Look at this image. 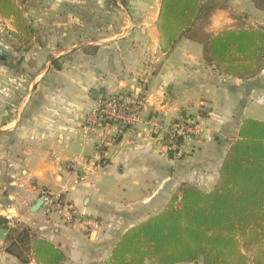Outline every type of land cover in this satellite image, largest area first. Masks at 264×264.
<instances>
[{"label":"crops","instance_id":"obj_1","mask_svg":"<svg viewBox=\"0 0 264 264\" xmlns=\"http://www.w3.org/2000/svg\"><path fill=\"white\" fill-rule=\"evenodd\" d=\"M159 2L24 0L30 32L14 29L12 18L0 23L26 33L22 75L5 78L13 111L0 112V223H23L52 242L65 254L60 264L106 260L120 236L161 211L182 183L210 190L241 121H264V67L248 78L220 74L204 61L202 44L184 37L163 52ZM117 92L145 95L139 120L86 132L98 96ZM149 117L191 118L202 130L177 156L166 135L147 127ZM43 189L97 218L99 228L64 223L42 205L31 212ZM7 246L0 242V264H37L28 249L17 256Z\"/></svg>","mask_w":264,"mask_h":264},{"label":"trees","instance_id":"obj_2","mask_svg":"<svg viewBox=\"0 0 264 264\" xmlns=\"http://www.w3.org/2000/svg\"><path fill=\"white\" fill-rule=\"evenodd\" d=\"M250 1L264 11V0ZM23 3L0 0V17L12 18L18 30L28 33ZM213 9L200 0H161L157 20L161 50L173 48L197 19L207 18ZM186 38L202 44L204 61L220 74L248 78L264 67V26L224 28ZM0 227L7 229L4 242L10 253L19 256L28 249L37 264H60L65 259L61 249L23 223ZM241 247H252L254 264H264V121L250 117L241 121L210 190L182 183L161 211L120 236L106 260L87 264H184L199 259L202 264H249Z\"/></svg>","mask_w":264,"mask_h":264},{"label":"built area","instance_id":"obj_3","mask_svg":"<svg viewBox=\"0 0 264 264\" xmlns=\"http://www.w3.org/2000/svg\"><path fill=\"white\" fill-rule=\"evenodd\" d=\"M146 97L143 93H109L99 95L94 109H92L85 121L86 132L97 127H108L112 124L132 125L139 120V112L144 106ZM147 127L154 133H162L167 136L169 149L176 155H181V144L192 136H198L202 130L198 121L191 118L177 119L171 123H164L160 118L149 117L145 120ZM101 161L100 157L96 158ZM105 164V162H102ZM76 161L68 163L74 167ZM44 213L55 214L64 223L81 225L86 231H96L100 221L91 216L80 214L76 211L70 201L65 200L61 194H49L43 192L41 195Z\"/></svg>","mask_w":264,"mask_h":264},{"label":"rangeland","instance_id":"obj_4","mask_svg":"<svg viewBox=\"0 0 264 264\" xmlns=\"http://www.w3.org/2000/svg\"><path fill=\"white\" fill-rule=\"evenodd\" d=\"M21 0H18L20 2ZM161 1V0H160ZM201 3H208L213 5L214 9L209 13L207 18L201 17L197 19L192 28L183 34L184 38L188 35H196L198 38L208 36L219 32L224 28H240V27H257L264 26V11L257 10L255 7H248L244 0H200ZM250 1V0H249ZM251 2V1H250ZM160 3V2H159ZM27 9L24 8V11ZM3 18L0 23L4 24ZM7 19V18H5ZM14 29H17L16 21L12 22ZM16 25V26H15ZM0 28H2L0 26ZM0 34V112L13 111L12 106H9L6 101V86L5 78L7 75L16 76L22 75V39L26 34H11L7 27H3ZM15 33V32H14ZM186 36V37H185ZM181 38V37H180ZM17 62L16 64H14ZM3 77V80L1 78ZM22 91V88H21ZM22 92H19V100L22 98ZM18 98V97H17ZM16 99H14L15 101ZM18 100V101H19ZM18 166V168L22 167ZM17 177L22 176L21 172H16ZM10 177V175H9ZM42 192H49V194H56L53 191L43 189ZM62 195V194H61ZM65 198V197H63ZM66 200V199H65ZM242 244L240 240V245ZM241 250L248 256L249 264L253 262V248ZM189 264H202L201 260Z\"/></svg>","mask_w":264,"mask_h":264},{"label":"water","instance_id":"obj_5","mask_svg":"<svg viewBox=\"0 0 264 264\" xmlns=\"http://www.w3.org/2000/svg\"><path fill=\"white\" fill-rule=\"evenodd\" d=\"M3 58L0 57V59ZM96 95H97L96 91H92L91 96L96 98ZM41 205H42V198H40L34 203V205L30 208V211L35 212ZM6 234H7V229L4 227H0V242H2L5 239Z\"/></svg>","mask_w":264,"mask_h":264}]
</instances>
